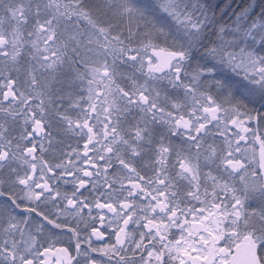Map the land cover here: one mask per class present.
<instances>
[{"label": "snow or ice", "instance_id": "1", "mask_svg": "<svg viewBox=\"0 0 264 264\" xmlns=\"http://www.w3.org/2000/svg\"><path fill=\"white\" fill-rule=\"evenodd\" d=\"M0 264H264V0H0Z\"/></svg>", "mask_w": 264, "mask_h": 264}]
</instances>
